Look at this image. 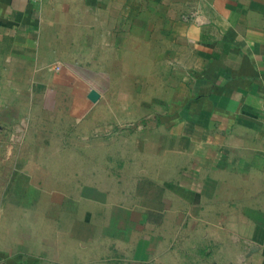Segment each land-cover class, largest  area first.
<instances>
[{
	"label": "crops",
	"instance_id": "obj_1",
	"mask_svg": "<svg viewBox=\"0 0 264 264\" xmlns=\"http://www.w3.org/2000/svg\"><path fill=\"white\" fill-rule=\"evenodd\" d=\"M100 30L119 63L133 32L174 66L136 148L157 169L78 148ZM196 225L218 264H264V0H0V264H184Z\"/></svg>",
	"mask_w": 264,
	"mask_h": 264
},
{
	"label": "rangeland",
	"instance_id": "obj_2",
	"mask_svg": "<svg viewBox=\"0 0 264 264\" xmlns=\"http://www.w3.org/2000/svg\"><path fill=\"white\" fill-rule=\"evenodd\" d=\"M100 31L95 34L94 39L96 45L94 72L88 73L86 68L83 69L86 67L84 63L79 65L80 78L77 86L82 92L89 90L88 100L95 107L92 112L84 114L82 118H85L83 119L85 121H80L82 125L79 128V134L75 135L78 148L81 151L87 150L86 148L90 146L86 145L87 139L85 138L89 137V143L95 147L99 146L95 148V151L102 156V146L109 142L112 168L157 169L160 167L158 162L148 160L145 154L142 157L139 151L136 153V148L142 150L143 153L150 150V138L153 132L150 126L154 118L165 109L168 80L172 77L173 73L170 71H173L174 66L166 63V59L162 56L166 51L161 44L159 53L154 54L156 51L151 48L150 34L133 32L126 34L127 57L125 63H122V57H120L119 63L117 50L111 48L112 54H110L111 50L103 48L104 34ZM79 47V56L86 54L87 49L84 43L80 41ZM88 51L90 52V49ZM102 89H108L106 96H102ZM70 103L71 98H64V104ZM96 106H98L97 109ZM69 115L67 113L63 116ZM69 121L70 119L67 121L63 117L59 122L64 125L61 130L63 133L68 129L70 124L66 122ZM101 165L100 160V168ZM206 228L209 229L208 232L214 230V226ZM200 234H203L202 226H193L192 232L186 237L189 241L191 240V246L195 240L196 247L190 248V246L191 255L186 258L180 257L181 262L184 264H218V258L214 255L215 243L210 240V237L207 240L200 238L198 236ZM203 249H210L211 253L202 254ZM225 256L220 257L219 255L221 260Z\"/></svg>",
	"mask_w": 264,
	"mask_h": 264
}]
</instances>
